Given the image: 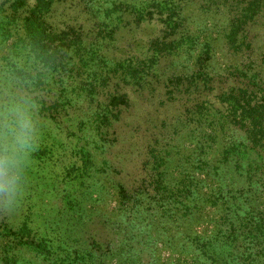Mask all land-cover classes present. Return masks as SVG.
Returning <instances> with one entry per match:
<instances>
[{
  "label": "rangeland",
  "instance_id": "rangeland-1",
  "mask_svg": "<svg viewBox=\"0 0 264 264\" xmlns=\"http://www.w3.org/2000/svg\"><path fill=\"white\" fill-rule=\"evenodd\" d=\"M240 1L185 0L179 4L182 21L178 33L191 35L188 47L184 45L177 53L162 58L154 75L141 80L138 86L136 82L125 85L129 104L123 107L121 119L114 125L117 127L113 138L117 142L113 145H108L112 135L105 134L104 140L95 135V102L90 104L85 99L81 103L77 99V113H82L86 137L80 144L84 143L91 153L90 169L81 184L77 180L60 182V134H55V139L37 133L35 149L23 159L18 195L7 214L15 216V211H20L17 206L27 200L40 220L41 216L58 211L62 200L55 196V189L75 197L77 205L66 208L62 215L59 235L65 244H72L85 254L77 264H215L214 260L225 254L235 258L234 264H241L237 260L239 250L248 251L244 247L249 245L250 251H258L249 264H264V234H242L237 250H227L220 237L230 225L242 226L248 213L252 212L251 219L256 220L264 212V193L246 200L247 196L239 191L242 181L233 166L236 156L225 164L218 161L222 147L235 132L219 130L218 126L214 130L202 128L192 124V120L182 123L178 109L182 102L161 103L165 79L171 74H189L195 68L194 56L206 43L211 55L209 60L205 58L209 76L222 74L228 64L243 60L264 78V12L244 25V36H237L235 41L226 37L228 18ZM60 12L64 13L63 19L72 22L78 18V22L86 19V26L91 22L88 13L64 3L56 5L53 20L60 18ZM116 15L111 16L115 21ZM152 16L151 21L137 26L119 21L109 56L144 57L149 39L164 29L156 15ZM227 42H236L233 46L242 42L240 53L233 52ZM72 85L76 86L65 77L64 86L83 98L78 89L71 91ZM40 143L49 147L55 144L50 153L54 154L53 159L45 161L42 169L31 159L33 154V159L49 156L41 153ZM45 198L51 199L50 209ZM183 203L185 208L181 209ZM0 209L5 213V209ZM1 210L0 224L6 216ZM207 241L211 243L205 245ZM25 256L30 258L28 253ZM32 263L44 264L39 256Z\"/></svg>",
  "mask_w": 264,
  "mask_h": 264
},
{
  "label": "trees",
  "instance_id": "trees-1",
  "mask_svg": "<svg viewBox=\"0 0 264 264\" xmlns=\"http://www.w3.org/2000/svg\"><path fill=\"white\" fill-rule=\"evenodd\" d=\"M183 1L0 0V91L26 90L37 105V133L55 139L60 134L57 145L63 151L57 154L62 166L60 182L77 180L81 184L84 173L90 169L88 156L91 153L84 143L80 144L86 137L82 113H77L78 100L95 102L92 112L96 118L97 139L104 140L103 136L109 134L112 139L108 145L117 142L116 137L113 138L117 127L114 125L121 119L123 107L129 104L125 85L136 82L138 86L141 80L146 81L154 75L162 58L177 53L184 45L188 47L187 39L191 35L178 33L182 21L179 4ZM58 3L88 13L91 17L89 26H86V19L83 22H78L79 18L76 22L63 19L62 12L59 19L53 20L52 14ZM238 3L241 5H236L237 10L228 18L226 37L230 41L244 36V25L264 12V0ZM114 13L117 14L116 21L111 17ZM153 14L163 23L164 29L162 34L149 39L144 57L109 56L119 21L137 26L143 21H151ZM227 43L233 52L240 53L242 42L237 46H233L236 42ZM210 57L206 43L194 56L195 68L189 74L169 75L163 84L165 91L161 103L182 102L178 106L182 123L192 120V124H200L202 128L214 130L218 126L219 130L235 132L222 147L218 161L225 164L236 156L233 166L242 181L239 191L249 200L264 193V78L259 70H253L243 60L228 64L222 74L209 76L205 58L209 60ZM65 77L76 84L72 85L71 91L78 89L83 98L64 86ZM46 129L49 132H45ZM54 147L55 144L49 147L40 143L41 153L49 156L33 159L32 155L38 168L42 169L43 163L52 158L54 154L50 153ZM55 190V196L62 200L58 211L43 215L40 220H37L33 204L27 200L17 206L20 211H15V216L0 209L6 215L4 223L0 224V264H33L36 256L44 264H77L85 257L80 248L65 244L59 235L63 227L62 215L66 208H74L77 201L61 189ZM45 199L48 207L51 199ZM182 208H185L184 203ZM251 213L244 217L242 226L230 225L229 229L221 231L220 237L227 250H237V241L243 239L242 234L246 232L253 237L264 234V212L256 220L251 219ZM210 243L207 241L205 245ZM250 247H244L248 251L239 250L237 260L241 264L255 260L258 251H250ZM26 253L30 258L25 256ZM234 259L225 254L214 262L234 264Z\"/></svg>",
  "mask_w": 264,
  "mask_h": 264
},
{
  "label": "clouds",
  "instance_id": "clouds-1",
  "mask_svg": "<svg viewBox=\"0 0 264 264\" xmlns=\"http://www.w3.org/2000/svg\"><path fill=\"white\" fill-rule=\"evenodd\" d=\"M37 105L23 89L0 91V208L18 195L23 159L35 149Z\"/></svg>",
  "mask_w": 264,
  "mask_h": 264
}]
</instances>
